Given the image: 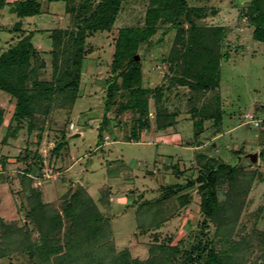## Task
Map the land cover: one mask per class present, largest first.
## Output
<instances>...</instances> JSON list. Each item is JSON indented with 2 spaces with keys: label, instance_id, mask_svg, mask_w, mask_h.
I'll return each mask as SVG.
<instances>
[{
  "label": "rangeland",
  "instance_id": "1",
  "mask_svg": "<svg viewBox=\"0 0 264 264\" xmlns=\"http://www.w3.org/2000/svg\"><path fill=\"white\" fill-rule=\"evenodd\" d=\"M78 1L74 2L78 4ZM250 1L188 0L190 6L206 9L200 23L225 28L221 51L228 57L221 60V82L217 89L202 92L181 85L171 86L173 71L167 56L172 50L176 29H171L169 24L161 23L159 31L141 44L138 55L143 85L153 93L161 88L163 95L160 100L155 94L150 95L152 126L142 132L140 141L131 138L134 115L122 106L128 101V92L121 86V77L118 78L121 89L107 113L109 122L103 132L104 140L98 135L100 128H104L107 85L115 76L113 61L119 32L125 27L144 25L146 0L124 2L110 30L87 35L79 98L72 108L67 103L62 105V98L56 97L49 113L43 110L35 115L33 122L37 127L33 132L28 130L29 120H26L13 134L16 123L10 128L8 124L15 106L8 96L2 95L6 114L0 127V215L9 228L24 229L33 243H40L39 231L28 215L27 192L21 182L28 165L36 162L32 186L41 191L42 200L53 204L64 216V201L83 186L110 218L117 251L129 249L133 257L146 260L149 246L155 240L153 233H159L161 241L173 236L174 242L183 239L190 246L198 240L204 241L201 228H205L209 237L216 230L213 223L202 227L198 184L184 190L191 197L186 207L178 208L175 198L164 204L172 216L157 231H140L136 210L139 203L159 197L161 186L195 180L202 161L216 157L243 166L248 177L255 176L244 199L233 240L250 239L246 264H260L264 247V43L253 37L255 26L247 15ZM65 9L62 0L44 3L43 12L29 17L26 25L49 33L54 28L77 30V12L67 13ZM13 17L4 9L0 24L13 27ZM188 26L186 22L185 27ZM48 35L37 32L34 41L38 48L47 49L41 56L46 65L40 69V78L51 81L60 76L67 64L61 53L56 61L59 70L54 73ZM8 37H0V47ZM74 53L76 48L70 57L74 58ZM217 96L221 97L224 109L223 126L217 130L215 118L205 122L202 145H197L194 121L200 115L194 114L193 109L210 103L214 106ZM159 108L176 114V125L157 130L155 118ZM77 133L79 136H75ZM63 135L66 141L56 153ZM63 222L59 237L64 243L69 221L63 217ZM0 264L47 263L31 259L28 252L15 251L1 257Z\"/></svg>",
  "mask_w": 264,
  "mask_h": 264
},
{
  "label": "trees",
  "instance_id": "2",
  "mask_svg": "<svg viewBox=\"0 0 264 264\" xmlns=\"http://www.w3.org/2000/svg\"><path fill=\"white\" fill-rule=\"evenodd\" d=\"M51 1L53 0H0V13L8 9L15 18L13 27L0 24V37L9 36L0 47V127L6 114L1 102L2 95H5L15 106L8 124L10 128L16 123L13 134L26 120H29L28 130L33 132L37 127L33 122L35 115L43 110L49 113L56 97L62 98V105L67 103L69 107H73L79 98L82 53L87 35L110 30L123 3L130 0H79L78 4L75 3L77 0H62L67 13L77 12V30L54 28L49 33L46 29L29 28L26 20L40 15L44 3ZM146 1L148 9L144 25L122 28L116 41L113 61L115 76L107 85L104 128H100L98 135L102 140L109 122L107 113L121 89L119 77L122 78L121 86L128 92V101L122 106L134 115L132 140L140 141L142 132L151 128L149 97L155 94L160 100L163 91L159 88L153 93L143 85L141 61L136 59V55L141 44L159 31L161 23L176 29L173 47L167 56L173 71L171 86L181 85L202 92L220 87L221 60L228 57L221 51L225 28L200 23L206 9L190 6L188 0ZM248 7L247 15L255 26L253 37L264 43V0H251ZM186 22L189 23L188 27H185ZM37 32L49 34L50 44L47 46L52 48L50 52L54 58L55 74L59 70L56 63L59 55L62 53L66 59V68L61 69L60 76L51 81L40 78V69L46 65L41 56L47 49L37 47L34 41ZM74 48L76 53L72 58L70 54ZM214 103V106L210 103L200 109H193L194 114L200 115L194 121L197 145H202L205 122L215 118L217 130H221L223 126L221 97L217 96ZM176 118V114L162 112L159 108L155 118L156 129L164 130L176 125ZM65 141L66 136L63 135V140L55 149L56 153ZM202 163L195 180H189L186 184L161 186L159 197L139 203L136 221L142 232L157 231L172 216L168 214V208L164 204L175 198L179 203L178 208L186 207L191 197L184 190L198 184L201 224L202 227L210 223L215 225L213 237H209L205 228H201L200 235L204 237V241L201 239L186 246L183 239L174 242V237L168 236L161 241L160 234L153 233L155 240L149 246L146 260L133 257L129 249L116 250L110 218L101 211L83 186L78 187L64 201V216L53 204L45 203L41 191L32 186L33 168L37 163L28 165L21 182L27 192L28 215L39 231L40 243H33L24 229L11 230L0 215V258L15 251H25L31 259L47 264H246L250 239H233L244 199L252 188L255 176L248 177L243 166L233 165L216 157L207 158ZM176 168L178 169L177 165ZM178 172L181 171L178 169ZM63 217L69 221L64 243L59 237L64 227ZM262 252L260 264H264V247Z\"/></svg>",
  "mask_w": 264,
  "mask_h": 264
},
{
  "label": "water",
  "instance_id": "3",
  "mask_svg": "<svg viewBox=\"0 0 264 264\" xmlns=\"http://www.w3.org/2000/svg\"><path fill=\"white\" fill-rule=\"evenodd\" d=\"M136 59H137V60L140 59L139 55H136ZM79 134H80V133H77L75 136H79ZM253 158H254V160H256V159H257V155L254 154Z\"/></svg>",
  "mask_w": 264,
  "mask_h": 264
},
{
  "label": "built area",
  "instance_id": "4",
  "mask_svg": "<svg viewBox=\"0 0 264 264\" xmlns=\"http://www.w3.org/2000/svg\"><path fill=\"white\" fill-rule=\"evenodd\" d=\"M257 124H258V122H257ZM74 127H75V124L72 123L70 128L73 129Z\"/></svg>",
  "mask_w": 264,
  "mask_h": 264
}]
</instances>
